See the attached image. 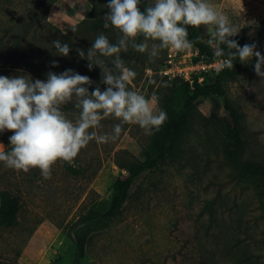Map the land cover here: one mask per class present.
<instances>
[{
    "label": "rangeland",
    "instance_id": "obj_1",
    "mask_svg": "<svg viewBox=\"0 0 264 264\" xmlns=\"http://www.w3.org/2000/svg\"><path fill=\"white\" fill-rule=\"evenodd\" d=\"M209 2L238 25L239 32L261 27L251 44L264 55V0ZM46 5L47 22L63 33H69L92 8L91 0H0V37L13 24L17 35L23 23L41 22ZM34 30L33 26L29 32ZM199 31L206 42L207 29L201 26ZM87 36L93 39L91 32ZM169 52L178 65H190V51L171 50L151 63L138 52L125 56L124 62L137 73L133 90L147 97L155 94L158 108L177 112L186 98V81L161 73ZM54 53L58 55L55 49ZM198 61L195 56L194 62ZM255 63V56L241 63L225 88L242 115L246 140L242 158L264 164V79L256 75ZM219 69L204 71L205 82L213 80ZM19 75L30 73L11 76ZM198 75L191 76L197 79ZM153 80L155 84L150 83ZM215 113L225 115L218 96L195 102L180 156L165 160L139 180L108 228L92 234L86 255L78 262L74 232L87 217L109 208L116 187L127 175L121 163L145 160L151 135L138 125H128L115 142H90L71 165L58 161L48 180L38 169L24 173L1 162L0 205L3 193H9L16 202L17 221L0 223V264H264L261 195L250 179L228 163V140L209 120ZM110 129L102 125L101 132ZM4 133L11 135V131ZM0 144L10 150V142Z\"/></svg>",
    "mask_w": 264,
    "mask_h": 264
},
{
    "label": "clouds",
    "instance_id": "obj_2",
    "mask_svg": "<svg viewBox=\"0 0 264 264\" xmlns=\"http://www.w3.org/2000/svg\"><path fill=\"white\" fill-rule=\"evenodd\" d=\"M140 3L141 0H108L103 26L115 30V43L101 33L87 53L77 49L79 56L89 61L90 71L94 65L101 69L105 90L97 85L90 92V77L71 69L59 74L49 71L46 80L35 81L30 75H0V133H13L9 137L10 150L0 144V162L6 168L24 173L38 169L48 180L58 161L71 165L92 141L115 142L125 125H138L148 136L159 131L167 120L166 111L157 106L159 97H147L130 88L137 73L126 66L120 54L131 48L146 54L151 63L165 50L185 53L203 38L189 40V27L207 29L206 42L213 55L224 58L221 68L231 69L234 60L247 63L255 56V73L264 79V55L256 51L254 43L240 46L230 39L240 27L209 0H151L143 10ZM139 37H143V42H137ZM52 46L57 54L69 55L67 43L55 40ZM101 57L112 58V67ZM57 66L53 61L52 67ZM69 103L78 110L74 119L63 110ZM106 118L118 122L112 125L111 132L98 133Z\"/></svg>",
    "mask_w": 264,
    "mask_h": 264
},
{
    "label": "trees",
    "instance_id": "obj_3",
    "mask_svg": "<svg viewBox=\"0 0 264 264\" xmlns=\"http://www.w3.org/2000/svg\"><path fill=\"white\" fill-rule=\"evenodd\" d=\"M49 1L55 2L56 0ZM102 1H104V7H100V2ZM91 2V10L87 14V17L74 27L76 28L75 32L71 30L69 33H63L58 27L47 22L49 5L42 8L41 22L23 23L19 34H13L17 25H11L5 31V35L0 37V75L11 77L14 73H30L32 80L35 81L36 79L46 80V73L49 71L59 74L67 69H71L81 75L90 77L93 81L88 86L90 92L97 85L102 91L105 90L107 86L101 83V69L94 65L90 71L87 67L89 61L82 59L77 52V49H81L87 53L92 42L101 33L108 36L109 40L113 43L116 40L115 30L105 29L103 26V15L108 11L106 7L108 0H91ZM150 2V0H141L140 8L143 10ZM33 26L35 30L30 33L29 31L32 30ZM260 30L261 27L259 26L252 27L239 32L236 36L230 37V39L237 41L240 46L251 44L253 38L259 34ZM250 31H252L253 35H251ZM88 32H91L93 39L89 40L87 38ZM188 33L189 40H195L196 37L200 36L199 28L189 27ZM55 40H60L62 44L67 43L69 45L70 51L67 57L54 53L55 48L52 46V42ZM137 42H141L140 37ZM221 47L226 46L222 45ZM194 48L199 51V61L217 59L213 55V50L203 39L196 43ZM135 54L137 52L129 48L126 53L122 52L120 55L125 60V56L130 58ZM101 59H105V63L109 67H112V58L101 57ZM221 59L224 58L221 57ZM53 61L58 63L57 67H52ZM233 64L234 66L231 69L220 68L211 81L205 82L204 79L202 83L196 82L193 88L186 82L184 84L186 98L182 108L177 112L174 110L166 112V122L159 131H154L150 137L145 160L131 162L129 164L121 163L120 166L127 171V175L116 187L111 197L109 208L101 215L87 217L74 232V241L77 250L76 262L85 257L87 243L92 234L108 228L113 218L119 213L133 192L139 180L165 160H176L180 156L182 152L181 143L184 135L188 131L192 109L195 102L202 97L215 95L220 98L225 115H220L219 113L211 114L209 120L213 125L222 130L228 140V146L226 148L228 163L235 167L242 175L250 179L255 187L258 188L261 195V205L264 209V164L242 158V154L246 148V140L242 133V115L237 111L232 98L225 88V81L236 76L240 70L241 62L238 59L234 60ZM130 88L133 89L132 84ZM63 110L72 119L75 118L78 112L72 103L64 106ZM117 122L111 118H106L101 121V124L110 126L112 129V125ZM127 127L128 125L123 126L122 132ZM11 135H7L4 132L0 133V141L9 142ZM3 196L4 200L0 205V223L10 225L17 221L16 202L9 193H3Z\"/></svg>",
    "mask_w": 264,
    "mask_h": 264
},
{
    "label": "built area",
    "instance_id": "obj_4",
    "mask_svg": "<svg viewBox=\"0 0 264 264\" xmlns=\"http://www.w3.org/2000/svg\"><path fill=\"white\" fill-rule=\"evenodd\" d=\"M190 65L189 66H183L178 65L177 62H174V59H172V53L169 52L168 59H167V66L161 70V73L164 74L166 78L174 79L176 77L183 78L186 82H189L191 84L192 88L194 87V84L202 83L205 79L203 72L207 71L211 68H217L219 69L218 65H220L221 58L213 59V60H200L198 62H194V57L199 56V51L195 50L194 48L190 50ZM216 63L218 64L216 66ZM196 72L198 75L197 79L192 77V73Z\"/></svg>",
    "mask_w": 264,
    "mask_h": 264
}]
</instances>
